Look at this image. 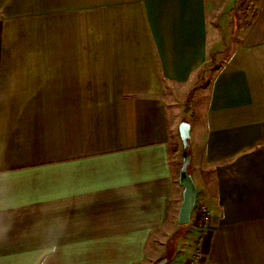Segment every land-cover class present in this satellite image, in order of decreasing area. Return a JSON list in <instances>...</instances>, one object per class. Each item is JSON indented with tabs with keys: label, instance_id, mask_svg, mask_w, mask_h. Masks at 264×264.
<instances>
[{
	"label": "crops",
	"instance_id": "crops-1",
	"mask_svg": "<svg viewBox=\"0 0 264 264\" xmlns=\"http://www.w3.org/2000/svg\"><path fill=\"white\" fill-rule=\"evenodd\" d=\"M250 1L192 97L241 0H0V264H264V0ZM187 111L203 232L178 222Z\"/></svg>",
	"mask_w": 264,
	"mask_h": 264
},
{
	"label": "rangeland",
	"instance_id": "rangeland-1",
	"mask_svg": "<svg viewBox=\"0 0 264 264\" xmlns=\"http://www.w3.org/2000/svg\"><path fill=\"white\" fill-rule=\"evenodd\" d=\"M254 6H255L254 3L251 2L250 0H241V2L239 3V11L240 12L238 13L239 16L236 20V28H234L235 27L234 18H232V17L226 18L227 33L223 36V40L225 39V42H226V48H222L219 51H215V53L212 55V61L209 64H207L205 66L204 70L202 71L196 88L193 90V92H190V95H193L192 97L196 96L198 92L202 91V89L207 87V85L210 81V78L212 76V72L217 67L218 60L221 57L228 54L232 45L235 46L237 44V42L239 41V38L241 36L240 30L249 20L248 18H245V15L248 12H250V10H253ZM229 30L231 32L230 34H228ZM184 116L185 117H183L182 123L189 124L190 115H189L188 111L185 112ZM195 215H196V209H194V211H193V216L195 217ZM178 234H180V233H178ZM155 244L157 245V243H155ZM169 254H171V253H169ZM163 259H164V257L158 259L155 264H157L159 261H161Z\"/></svg>",
	"mask_w": 264,
	"mask_h": 264
},
{
	"label": "water",
	"instance_id": "water-1",
	"mask_svg": "<svg viewBox=\"0 0 264 264\" xmlns=\"http://www.w3.org/2000/svg\"><path fill=\"white\" fill-rule=\"evenodd\" d=\"M181 139L184 146L183 165L180 172V185L184 188L183 201L181 203L178 222L181 226H186L191 222V217L196 205L197 187L190 167L192 164L190 126L183 123L180 127ZM166 259L159 261L157 264H165Z\"/></svg>",
	"mask_w": 264,
	"mask_h": 264
},
{
	"label": "built area",
	"instance_id": "built-area-1",
	"mask_svg": "<svg viewBox=\"0 0 264 264\" xmlns=\"http://www.w3.org/2000/svg\"><path fill=\"white\" fill-rule=\"evenodd\" d=\"M195 209H196V215L194 218L195 225L201 232H203L209 227L210 224V220H211L210 208L207 202L201 201L200 203L195 205ZM200 260L201 257L199 255V252H196L193 258L189 260L187 264H198Z\"/></svg>",
	"mask_w": 264,
	"mask_h": 264
}]
</instances>
